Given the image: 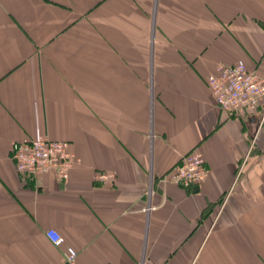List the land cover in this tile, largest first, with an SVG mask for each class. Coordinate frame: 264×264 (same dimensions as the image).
Wrapping results in <instances>:
<instances>
[{"label":"crops","instance_id":"1","mask_svg":"<svg viewBox=\"0 0 264 264\" xmlns=\"http://www.w3.org/2000/svg\"><path fill=\"white\" fill-rule=\"evenodd\" d=\"M238 60L264 75V0H0V264H64L51 228L79 264H264V102L206 83ZM41 136L71 143L67 181L18 172ZM190 151L207 180L163 186Z\"/></svg>","mask_w":264,"mask_h":264},{"label":"built area","instance_id":"2","mask_svg":"<svg viewBox=\"0 0 264 264\" xmlns=\"http://www.w3.org/2000/svg\"><path fill=\"white\" fill-rule=\"evenodd\" d=\"M206 81L216 103L231 114L256 110L264 102V75L248 69L243 60L233 64H218ZM12 155L20 174L26 176L51 174L63 181L69 179L75 160L69 141L42 136L16 142ZM113 176L108 172H99L96 178L110 181ZM208 176L209 170L203 154L190 151L178 164L162 175L159 181L163 186L173 184L192 189L204 183ZM47 236L56 247L65 246L64 264H79L77 250L66 244L60 231L51 228L47 231Z\"/></svg>","mask_w":264,"mask_h":264},{"label":"rangeland","instance_id":"3","mask_svg":"<svg viewBox=\"0 0 264 264\" xmlns=\"http://www.w3.org/2000/svg\"><path fill=\"white\" fill-rule=\"evenodd\" d=\"M157 23V22H156ZM151 26H150V34L152 35V33H154V35H155V38H156V36H157V29H156V24H155V30L152 28L153 26H152V24H150ZM153 31V32H152ZM153 36V35H152ZM155 38L153 37L152 39H151V44H152V46L154 45L155 46ZM256 72V71H255ZM260 74V73H259ZM206 83H207V81H206ZM73 155H74V153H73ZM75 159V158H74ZM75 161V160H74ZM197 187V186H196ZM195 188V187H194ZM152 208H153V206H152Z\"/></svg>","mask_w":264,"mask_h":264},{"label":"water","instance_id":"4","mask_svg":"<svg viewBox=\"0 0 264 264\" xmlns=\"http://www.w3.org/2000/svg\"><path fill=\"white\" fill-rule=\"evenodd\" d=\"M194 190H195V191H197V190H198V188H197V187H195V188H194Z\"/></svg>","mask_w":264,"mask_h":264},{"label":"trees","instance_id":"5","mask_svg":"<svg viewBox=\"0 0 264 264\" xmlns=\"http://www.w3.org/2000/svg\"><path fill=\"white\" fill-rule=\"evenodd\" d=\"M157 29V28H156ZM188 189H191V188H188ZM193 189V188H192Z\"/></svg>","mask_w":264,"mask_h":264}]
</instances>
